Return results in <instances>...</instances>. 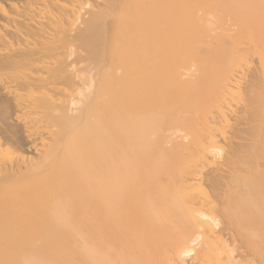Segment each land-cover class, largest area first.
Returning a JSON list of instances; mask_svg holds the SVG:
<instances>
[{"label":"bare ground","instance_id":"1","mask_svg":"<svg viewBox=\"0 0 264 264\" xmlns=\"http://www.w3.org/2000/svg\"><path fill=\"white\" fill-rule=\"evenodd\" d=\"M0 264H264V0H0Z\"/></svg>","mask_w":264,"mask_h":264}]
</instances>
